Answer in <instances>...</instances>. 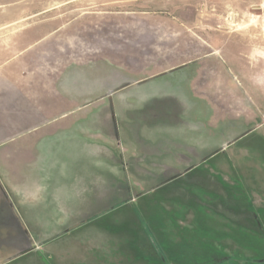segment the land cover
I'll return each mask as SVG.
<instances>
[{"label":"crops","instance_id":"crops-1","mask_svg":"<svg viewBox=\"0 0 264 264\" xmlns=\"http://www.w3.org/2000/svg\"><path fill=\"white\" fill-rule=\"evenodd\" d=\"M35 38L0 58V206L10 224L0 231L32 232L25 240L45 250L41 264H168L157 225L137 205L175 187L214 148L200 126H179L196 103L179 87L147 83L120 93L114 114L105 99L121 75H110L106 50L57 31ZM173 55L144 62L126 54L116 65L143 69Z\"/></svg>","mask_w":264,"mask_h":264},{"label":"rangeland","instance_id":"rangeland-1","mask_svg":"<svg viewBox=\"0 0 264 264\" xmlns=\"http://www.w3.org/2000/svg\"><path fill=\"white\" fill-rule=\"evenodd\" d=\"M54 31L107 51L122 84L105 94L112 113L120 93L147 83L179 87L196 103L179 126H200L214 148L175 187L137 205L157 225L168 264H264V0H0V58ZM169 51L178 55L143 69L116 65L126 54L151 62ZM24 235L0 231V261L41 264L44 249L13 258L28 247Z\"/></svg>","mask_w":264,"mask_h":264},{"label":"flooded vegetation","instance_id":"flooded-vegetation-1","mask_svg":"<svg viewBox=\"0 0 264 264\" xmlns=\"http://www.w3.org/2000/svg\"><path fill=\"white\" fill-rule=\"evenodd\" d=\"M6 210V207L5 206H0V227H3V226H9L10 224H8V216H6V214H4Z\"/></svg>","mask_w":264,"mask_h":264},{"label":"water","instance_id":"water-1","mask_svg":"<svg viewBox=\"0 0 264 264\" xmlns=\"http://www.w3.org/2000/svg\"><path fill=\"white\" fill-rule=\"evenodd\" d=\"M24 233L25 234H28L27 231H24ZM29 238H30V236H29ZM34 248H36V244L33 243L32 241H30V245L26 249H24L23 251H21L18 255H15L13 258L18 257V256H21L23 254H26L27 252L33 250Z\"/></svg>","mask_w":264,"mask_h":264}]
</instances>
